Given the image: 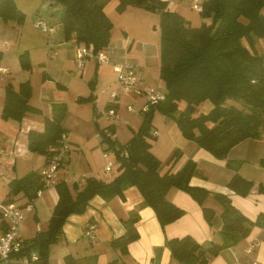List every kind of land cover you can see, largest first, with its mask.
Segmentation results:
<instances>
[{"label":"trees","instance_id":"1","mask_svg":"<svg viewBox=\"0 0 264 264\" xmlns=\"http://www.w3.org/2000/svg\"><path fill=\"white\" fill-rule=\"evenodd\" d=\"M60 1L64 7L61 22L66 39L73 36L77 43L87 45L93 52L108 44L113 27L105 10L108 0ZM129 4L159 12V74L164 81V97L146 110L140 108L141 121L125 142L112 136L115 124L98 127L101 144L106 145L104 149L114 153L117 172L110 179L87 175L80 184L73 181L70 185L64 178L54 183L58 197L47 227L22 239L17 252L19 256L36 252L38 259L30 264H39L41 260L47 264L49 246L58 240L66 217L70 213L83 212L94 195L124 198L125 188L134 185L143 202L153 208L161 226L183 212L167 198L170 187L182 189L203 203L208 190L189 183L196 171L195 161L187 159L179 169L170 170L181 154L179 148L166 160L169 168L159 171L161 160L150 149L155 138V111L172 116L184 137L216 157H225L228 150L244 138L264 134V52L247 47L242 41L252 33L264 35V0H203L199 12L203 17H209V21L199 25H192L180 13L168 8L165 0H118L116 8L123 11ZM24 15L14 0H0L2 20L22 22ZM1 54L0 51V57ZM19 62L23 68H31L28 51L19 54ZM95 80L93 76L88 81L90 93L79 96V100L95 98ZM31 94L32 85L28 79L19 82L17 87L6 83L2 117L21 120L27 112L42 114L39 106L29 102ZM205 101L211 103L208 110L195 112ZM106 107L116 109V104L109 103ZM93 111L96 113L95 108ZM66 113L65 102H54L51 114L44 115L43 128L27 131L28 149L44 155L45 163L54 153L51 147L58 145L66 131L62 125ZM226 163L235 170L228 186L238 194H247L253 181L238 173L241 162L228 159ZM40 188H46L40 171L31 170L21 177L10 178L5 202L15 201L24 206L34 203ZM259 189L262 190V186ZM213 194L222 207L223 222L219 232L223 241L203 247L189 234L168 238L171 255L181 264H208V254L237 243L247 236L252 225L262 220L261 214L255 220L248 218L233 205L228 195ZM19 196H23V202L18 201ZM202 209L205 218L211 220L214 210L208 206H202ZM136 221L137 214L132 212L124 220V232L110 240L121 253H127L128 243L139 236Z\"/></svg>","mask_w":264,"mask_h":264},{"label":"crops","instance_id":"2","mask_svg":"<svg viewBox=\"0 0 264 264\" xmlns=\"http://www.w3.org/2000/svg\"><path fill=\"white\" fill-rule=\"evenodd\" d=\"M34 1L35 7L31 14L38 12V14L49 18L47 15L49 13H54V11L49 12L48 6L51 7L52 5L54 7H51V9L55 10V8H57L58 15H62L64 7L61 4L51 0L49 4L47 3V6L42 7L46 0ZM116 1L118 2V0ZM170 2L171 0H169L167 7H170ZM16 5L22 9V6L19 5L18 2ZM131 7H140L142 12L151 11L142 6L130 4L127 5L123 11H128ZM174 8L176 9L177 7L174 6ZM105 10L107 11L106 7ZM24 14L26 15L27 12ZM11 23L12 21L4 23L0 17V51L2 53L0 58V67L2 68V70H0V146L3 149V152L0 153V203L5 202L8 191V180L10 178L21 177L31 170L40 171L45 164L46 159L44 155L28 149L27 131L29 128L42 129L44 115L49 116L51 114L52 104L54 102H65L63 100H50L47 96L49 91L54 93L62 89L69 91L71 85H73V78L76 76L77 72L82 76L85 71L88 81L95 76L96 84L94 85L96 86L94 87L93 93L96 94L93 101H88L86 99L79 100V96H87L89 94L86 93L85 95V93H82L83 91L80 92L79 89H77L79 93H73L72 97L79 103L88 104V102H91L93 104L92 110L95 108L96 112H99L102 108L103 110L107 109L106 105L109 103L116 104V109L114 110H116L117 116L115 117H120L121 112L125 114L127 119H123V121L128 123L130 129L129 137L141 121L140 119L138 123H129L131 119L136 122L135 113L139 112L144 102V96L135 94L132 91H120V83L117 80V74L120 70L119 64L130 62L134 65L135 71L140 78V86L145 87L148 84H153L163 92L165 91L164 81L159 74L160 30H158V37L154 36V39H149L144 34L143 26H140V23H138L140 27L138 32L132 31L134 26L129 24L128 26L122 25L125 28L120 26L118 30H114L112 27L110 41L103 47L106 53V59L97 60L94 56H89L85 60L84 65L78 67L75 62V51L77 47L83 43H77L73 36L66 39L62 25V30L60 29V32L56 33L57 38L48 41L49 52L46 51L45 56L49 57L51 53V56L56 57L59 52L56 53L54 47L61 46L66 58L63 59L62 53L60 55L62 58H60V62L48 65V71L46 73L43 72L44 75L42 73L40 75L41 80H39L41 84L39 90L41 99L39 100L48 98V100H50L49 103L44 106L39 104L41 101H36L37 103H34V105L42 109V114L27 112L21 120L4 118L1 112L6 83H11L14 87H17L13 82L14 74H20L21 77L24 76L22 80H26V73L32 68L31 66L30 69H26L21 66L19 62L20 53H18L16 47L14 48L11 46L8 40V37L14 38L18 36L15 30L9 28ZM154 28L157 27L154 25ZM41 31L50 34L55 33L56 30L54 29L52 32ZM25 51H28L29 60L32 64V52L29 49ZM88 63H92V70H88ZM111 72L113 73V79L109 80ZM88 89V92H90L89 85ZM32 90L34 92L33 85ZM113 93H116V95L113 96ZM127 98H132V101H126ZM123 104L126 110H121ZM128 104L132 106L131 109L127 108ZM181 106H183V104ZM210 106L211 103L205 101L202 111L208 110ZM32 114L38 116H32ZM68 115L69 110L67 106V113L62 120V125L66 129L65 133L69 146L66 152L67 155L65 153V167L61 170L62 175L70 172V174L80 179L78 184H80L87 175H95L96 177L102 178L98 170L92 171L89 169L88 165L83 164L81 173L73 169L74 167L72 166L75 164L77 155L80 157L83 153L88 139H78L74 135L71 137L70 132L78 133L68 130L69 127L66 123ZM156 123L161 127H158ZM92 124L94 128L90 126ZM92 124H86L83 130H78V132H83V134L94 132L95 136H99L98 127H101V123L97 121ZM113 124H115L116 127V122ZM153 129L155 131V138L152 141L150 149L161 160L159 171L164 172L169 168L166 160L173 150L179 148L181 154L170 167V170L175 171L179 169L187 159L194 160L196 163V171L189 178V183L202 186L208 190V194L203 203L200 204L188 192L182 189L174 186L170 187L166 194L167 198L179 206L183 212L174 220L161 226L153 208L143 202L140 191L134 185H129L125 188L124 198L119 196L103 198L98 194L94 195L88 201L85 211L68 215L58 240L52 243V246L50 245L51 254L49 253L47 264H181L171 255L170 247L167 245L168 238L189 234L203 247H208L213 242L220 243L223 241L219 232L223 222L221 217L222 207L214 197L213 193L215 192L228 195L233 205L239 208L248 218L255 220L258 215L261 214L262 220L252 225L247 236L237 243L222 247L215 254H208V264H251L253 261H256L257 264H264V134L258 137L244 138L234 144L228 150L225 157H216L209 150L197 145L193 140L184 137L172 116L155 111L153 116ZM116 133L117 130L112 136H116L120 142L126 141H121ZM90 148L91 147H88V151H90ZM73 153L75 154V161L70 163L73 158ZM103 153L104 151L102 152V157L106 158V161H113L109 170L104 169L106 161L100 165L102 172L107 176L106 173L110 171L113 172L112 168L114 165L116 167L117 161L108 156L109 153L106 152L107 156H104ZM228 159L240 161L238 173L253 181L252 187L247 194H238L228 186L227 182L235 172V170L226 163ZM246 162H248V164H246ZM114 174L116 173L112 175ZM103 179H110V177ZM67 182L70 185L72 183L69 182V180H67ZM259 186H262V190L259 189ZM16 196L17 195L13 196V198ZM57 197L58 193L54 185L48 186L42 190L41 194L35 198L32 209H25L26 212L24 211L25 219L19 228L20 238H29L34 235L38 229H45V227H47V222L53 206L57 201ZM188 198L192 200L190 201ZM202 206H208L214 210V215L211 220L205 218ZM132 212H136L137 214L135 225L139 236L128 243L127 253H121L119 249L112 246L110 240L124 232V220L127 219ZM89 223H93L94 225L91 233L92 236L86 233ZM28 225L29 229L27 227ZM6 227L7 222L0 213V235L4 232ZM58 241H62L59 246L62 248V253L67 247L74 251L71 253L72 256L68 261L64 256L57 255L56 250L58 245L56 243ZM250 243H253L254 246L248 251L246 246ZM53 246L56 247L54 251ZM0 264H2L1 259ZM12 264L21 263L14 261Z\"/></svg>","mask_w":264,"mask_h":264},{"label":"rangeland","instance_id":"3","mask_svg":"<svg viewBox=\"0 0 264 264\" xmlns=\"http://www.w3.org/2000/svg\"><path fill=\"white\" fill-rule=\"evenodd\" d=\"M14 1L15 2L17 1L18 4L22 6L21 10L24 11V13L27 12V14L24 15L22 22H18V21L13 20V19L3 20V21H4V23L12 21L9 28L12 30H15L16 33L18 34V36L14 37V38L8 37L9 38L8 40L10 41L11 46L14 48L16 47L18 53H22L26 49L27 50L29 49L32 52V60H31L32 68L30 71H27V73H26L27 78H29L28 80H30L31 84L34 87V92L32 90L33 94H31V96L29 98V102L34 104V103H37L36 101H41V103H39V104L44 106L45 104L49 103L50 100H52V101H59V100L65 101L67 106H68V110H69V115L66 119L67 126L69 127L68 130H71L72 132L73 131L77 132L79 134L78 135L76 133L70 132L71 137H73V135H74L78 139H88L86 142V147H84V149H83L84 150L83 153L80 155V157L77 155L76 161L74 160L75 154L73 153V156H72L73 158L70 162V163H72L75 161L74 166H72V167H74L73 169H76L77 172L81 173L82 172L81 167L84 164V165H88L89 169L92 171L98 170L100 175H102L101 176L102 178H106V177L112 178L115 175V174L114 175H112V174L116 173L115 165L112 168L113 172L110 171V172L106 173L107 176L102 172V170L100 168V165H102L106 161V158L102 157L103 151H106L107 153H109L108 156H110L111 158L115 159V157H114V153L112 150L104 149V146H106V145L101 144V141H100L101 135H100L99 130H98L99 136H95L94 132L89 133V134L88 133L83 134V132H78V130H83V128L85 127L86 124H92L93 122H97V121H99L101 123V125H100L101 127H99V128L105 127L109 124L116 122V130H117L116 134L121 141H125L128 139V137L130 135V129L128 127V123H125L123 121V119H127L125 117V114L123 112H121L120 117H115V116H117L116 110H114L113 114H109L108 109L103 110V108H102L101 110H99V112H96L94 115L93 110H92L93 104L91 102H88V104H83V103H79V102L75 101V99L72 96H73V93L77 92V89H79L80 92L83 91L82 93H85V95H86V93H90V92H88V90H89L88 85L89 84H88V79L86 76L87 73L85 71L83 72L82 76L79 72L76 73V76L73 78V85H71V88L69 91L68 90L65 91L63 89L62 90L58 89L59 91L57 93L49 91L47 93V96L49 97L50 100H48V98H45L44 100H39V99H41L40 98L41 93H39L40 86H41V84L39 82V80H41L40 75L43 72L46 73L48 71L47 70L48 65H50L51 63H53V64L59 63L60 58H61L60 55L62 53H63V59L66 58L64 56V52H63V49L61 46H59V47L55 46L54 47V49L56 50L55 52L56 53L59 52L58 55H56V57L51 56L52 55L51 53L49 54V57L45 56L46 51L49 52L48 51V45H49L48 41L51 39H56L57 38L56 33L60 32V29L62 30L61 14L58 15L57 8H55V10H52L51 7H54L52 5H51V7L48 6V8H49V12L54 11V13L53 14L49 13L47 15L49 18L38 14V12H34L31 14V12L34 11L33 8L35 7V4H34L35 1L34 0H14ZM50 1L51 0H46L43 3L42 7L47 6V3L49 4ZM53 1H55L56 3L61 4L63 6V4L60 0H53ZM165 1L167 3V6H168L169 0H165ZM202 1L203 0H199V3L202 4ZM117 3L118 2L116 0H108L105 4V7L107 8V11H108L107 14H109L112 22L114 23V26H113L114 30H118L119 27L122 25L128 26V24H129V25H133L135 28V29L132 28V31L138 32V30H140L138 23H140V26L141 25L143 26L144 34L149 39H154V36L158 37L159 12H156V11L155 12H153V11L142 12V9H140V7H137V8L131 7L130 9H128V11L122 12V11L117 10V8H116ZM170 3H171V5H169L170 7H168V8L175 10L178 13H180L192 25H199L202 21H209V17H203L200 14V12L198 11V9L193 7L192 3L189 0H171ZM174 6H176L177 8L175 9ZM111 7H113V8H111ZM138 10H140V11H138ZM39 17L45 19L49 23H52L54 25V29L56 30L55 33L48 34L46 32H42L41 29L35 27L33 21ZM154 25L157 28H154ZM123 28H125V27H123ZM136 29H137V31H136ZM242 41H243L244 45H246L247 47H252L253 49H255L259 53L264 52V35L259 36L257 34L252 33V35L249 37H243ZM43 49H44V52H43ZM51 57H52V59H51ZM87 65H88L87 66L88 70H90V69L92 70V63H88ZM45 69H46V71H45ZM22 72H26V71H22ZM112 74L113 73L111 72L109 80L113 79ZM43 75H44V73H43ZM23 77L24 76L21 77L20 74H14V76H13L14 84L16 86H18V83L23 81L22 80ZM75 84H76V87H75ZM95 84H96V81H95ZM53 89H54V87H53ZM0 90H1V85H0ZM77 93H79V92H77ZM88 101H93V99L88 100ZM126 101H132V98H129V99L127 98ZM124 104L121 107V110L122 109L126 110L125 109L126 107ZM203 104H205V102H202L201 104H199L196 107L195 112L202 110ZM179 105H180V107H182L181 106L182 102H180ZM127 113H129V112H127ZM32 116H38V115L32 114ZM135 117H136V122H134L133 119H131V121H129V123H133V124L138 123V121L141 119V113L136 112ZM156 125L158 127H161L158 125V123H156ZM90 126L93 127V124ZM93 136H95V137H93ZM68 146H69V144H68ZM94 146H97V147H94ZM88 147H91L90 151H88L89 150ZM66 155H67V153H66ZM64 158H65V155H63V159L61 160L60 165L57 166V168H58L57 169V175H56L57 178L55 179V182L57 180H59L60 178H66L67 180H69V182L76 181V179H77V181L80 182V179L77 176L70 174V172H68V174L62 175L61 170L65 167ZM17 161H19V160H17ZM246 164H248V162H246ZM93 176H95V175H93ZM17 199H19V201H21V202L24 201L23 196H19V197H17ZM188 200L191 201L192 199L188 198ZM20 207L23 211L26 212L24 205H20ZM74 213H76V212H74ZM78 213H81V212H78ZM67 217H66V219H67ZM66 219H65V221H66ZM65 221H64V223H65ZM27 227L29 229V225ZM62 231H63V226H62ZM61 242L62 241H58L56 243L58 245L56 253L58 256H64V258L68 261V259L71 258V256H72L71 253H73L74 251L71 248L67 247L66 250L62 253V248L59 247L61 245ZM51 246H49V253L50 254H51V252H50ZM55 248L56 247L53 246V251L55 250Z\"/></svg>","mask_w":264,"mask_h":264},{"label":"built area","instance_id":"4","mask_svg":"<svg viewBox=\"0 0 264 264\" xmlns=\"http://www.w3.org/2000/svg\"><path fill=\"white\" fill-rule=\"evenodd\" d=\"M193 7L198 9L202 8V4L199 3V0H189ZM35 26L40 28L43 31L52 32L54 26L44 20L43 18H37L34 20ZM89 56H94L97 60H105L106 53L104 48L98 49L96 52H93L90 47L85 44H80L75 51V62L78 67H82L85 63V60ZM120 70L117 74V79L120 83V91L128 92L132 91L135 94L143 95L144 102L141 106L142 110L148 109L151 104L158 102L164 97V92L160 90L156 85L148 84L145 87L140 86V78L138 77L134 65L130 62L120 63ZM0 70L2 68L0 67ZM116 93H113L115 96ZM131 105L128 104L127 108L131 109ZM109 114L114 113V109H108ZM155 132V131H154ZM68 148L67 136L65 133H62L61 138L59 139L58 145H53L51 149L54 153L48 157L47 163L43 165L40 170L41 179L43 180L44 186L48 187L54 185L55 179L57 178V166L60 165L63 155ZM3 152V149L0 146V153ZM104 156H107V153H103ZM112 160L106 161L104 165L105 170H109L112 166ZM67 180L66 178H64ZM76 182L77 181L76 179ZM42 192V189L37 190V195L39 196ZM33 206L32 202L27 203L24 208L26 210H31ZM0 213L7 222V227L4 232L0 235V259L2 264H12L14 261H18L21 264H30V262L37 260L38 255L36 252H31L30 255L19 256L17 252L21 248V240L19 235V228L22 222L25 219V212L21 209L20 205L15 201H8L0 203ZM93 223L88 224L86 233L92 236ZM254 244L250 243L246 246V249L250 251L253 248ZM251 264H257L256 261H253Z\"/></svg>","mask_w":264,"mask_h":264},{"label":"water","instance_id":"5","mask_svg":"<svg viewBox=\"0 0 264 264\" xmlns=\"http://www.w3.org/2000/svg\"><path fill=\"white\" fill-rule=\"evenodd\" d=\"M44 263V261L43 260H41L40 262H39V264H43Z\"/></svg>","mask_w":264,"mask_h":264}]
</instances>
